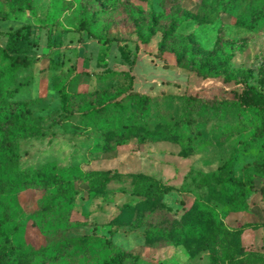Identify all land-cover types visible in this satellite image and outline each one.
Instances as JSON below:
<instances>
[{"label":"rangeland","instance_id":"obj_1","mask_svg":"<svg viewBox=\"0 0 264 264\" xmlns=\"http://www.w3.org/2000/svg\"><path fill=\"white\" fill-rule=\"evenodd\" d=\"M263 12L264 0H0V48L9 32L26 36L29 31L15 51L30 60L25 68L14 66L0 52V121L23 122L31 130L15 136L16 169L0 180L10 186L0 196V264H18L24 256L17 251L29 254L45 245L33 213L56 191L46 181L15 186L32 177L55 184L70 167L113 181L101 194L74 181L77 195L60 236L106 239L135 257L123 264H225L224 248L241 264H264L263 149L248 147L231 158L232 148L251 130L231 135L222 127L212 131L209 122L203 144L194 148L187 149L181 138L144 144L130 138L100 151L94 134L80 123L86 107L125 88L127 81L118 75L98 80V74L113 71H130L140 93L175 98L170 106L157 104L152 127L180 114L186 95L221 96L238 87H224L217 76L239 80L264 97ZM166 29L170 35L157 55ZM48 40L54 44L50 49ZM176 57L199 66L209 79L178 68ZM228 161L230 168L220 171ZM220 172L251 180L245 206L200 211L197 197L204 189L184 190L193 188L199 174ZM132 178H149L166 194L157 204L122 210L141 200L122 192ZM232 190L234 200L237 189ZM18 221L23 228L13 236ZM91 250L57 264H103L107 253ZM37 260L33 255L28 264Z\"/></svg>","mask_w":264,"mask_h":264},{"label":"trees","instance_id":"obj_2","mask_svg":"<svg viewBox=\"0 0 264 264\" xmlns=\"http://www.w3.org/2000/svg\"><path fill=\"white\" fill-rule=\"evenodd\" d=\"M264 17V12L261 14ZM21 33V32H20ZM19 30L7 34L6 45L0 48V52L10 60L14 66L27 67L30 60L15 51L17 42L27 41L28 35H21ZM162 37L157 45V55H161V49L164 41L170 35V29L161 31ZM51 41H47V47L50 49ZM128 55L129 51L125 48L120 50ZM189 52V50H187ZM192 53L189 52V55ZM176 66L190 73H194L198 78L205 80L208 76L203 74L199 66L191 61L181 63L176 57ZM118 75L127 82L125 88L115 97L104 100L98 105L86 107L81 114V127L94 134L98 149L100 151L114 149L130 138H137L138 143L169 141L171 139L181 138L187 149L194 148L203 144L205 125L213 123L211 130L222 127L225 133L236 135L238 133L251 130L252 132L243 140L237 142V146L232 148L231 158L248 147L263 149L264 158V97H262L253 87L240 82L234 78L225 76L218 77L221 84L229 86L230 84L238 86L226 91L222 95H211L197 97L195 95H186L182 98V107L180 114H176L168 119V122L151 126L150 121L154 114H158L157 104L170 106L173 97L169 95L151 97L142 94L133 89V80L130 71L111 72L109 74H98V80L103 81L109 76ZM106 91V90H102ZM172 114V113H171ZM31 133L29 127L23 122L0 121V180L4 175L13 173L16 169V160L12 158V145L15 136H21L25 133ZM29 133V134H30ZM2 135V136H1ZM4 139H7L4 143ZM7 158V159H6ZM230 162L221 166V170L229 169ZM60 182L53 184L47 178L32 177L29 180L19 181L15 188L20 189L28 185H40L46 181L47 185L56 187V191L47 197L33 213L34 224L44 234L46 243L38 251H31L29 254L21 255L17 251V256H24V259H16L18 264H28L31 256H38L37 264H57L67 257L76 258L86 252L90 246L91 252L94 249L105 251L107 253L103 264H123L126 259L135 258L130 254H125L120 249L101 238L90 236L79 239H66L59 235L61 230L66 229L64 215L68 212V206L73 203L77 191L74 189V181L87 184V190L90 193L101 194L106 187L113 181L104 175H83L79 170L70 167L64 175H60ZM214 184L210 188L209 183ZM126 184V183H125ZM251 186V180H237L228 175L223 177L221 174L202 176L199 174L197 180L193 183V188L184 190L185 192L204 189V194L197 197V208L200 211L211 212L216 207H228L236 210L240 206H245V197ZM6 188H10L7 182L0 181V196ZM237 189V198L232 199V189ZM232 190V191H231ZM122 192L141 197L135 206L124 205L121 209L136 207H145L148 203L157 204L166 194L162 186H157L149 178H132L122 189ZM264 195V190L261 189ZM23 228V223L17 222L13 225L10 232L15 236ZM223 249L225 264H241L233 258V255H227Z\"/></svg>","mask_w":264,"mask_h":264},{"label":"crops","instance_id":"obj_3","mask_svg":"<svg viewBox=\"0 0 264 264\" xmlns=\"http://www.w3.org/2000/svg\"><path fill=\"white\" fill-rule=\"evenodd\" d=\"M142 94H144V93H142ZM145 95H147V94H145Z\"/></svg>","mask_w":264,"mask_h":264}]
</instances>
